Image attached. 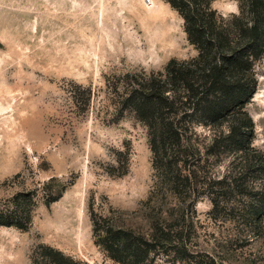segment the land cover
I'll return each mask as SVG.
<instances>
[{
    "label": "rangeland",
    "instance_id": "rangeland-1",
    "mask_svg": "<svg viewBox=\"0 0 264 264\" xmlns=\"http://www.w3.org/2000/svg\"><path fill=\"white\" fill-rule=\"evenodd\" d=\"M156 6L161 19L153 20ZM213 7L227 16L239 12L236 0H214ZM197 55L183 18L165 0H0V207L21 193L37 203L28 230L0 227V264H48L41 256L47 246L85 264H113L95 242L91 213L147 227L142 203L154 170L147 128L133 113L118 122L107 115L106 77L159 71ZM255 74L246 109L253 146L264 153V58ZM86 87L93 91L89 110ZM127 147L129 172L111 175L117 152ZM239 155L209 157L206 172L239 176ZM247 179L264 185V173ZM62 185L63 195L46 204L47 189L56 194ZM233 199L235 207L244 200ZM165 200L166 208L185 203ZM212 208L203 196L180 220L190 226L187 258L173 252L155 264H264V224L252 230L233 222L236 213L215 215Z\"/></svg>",
    "mask_w": 264,
    "mask_h": 264
},
{
    "label": "trees",
    "instance_id": "trees-1",
    "mask_svg": "<svg viewBox=\"0 0 264 264\" xmlns=\"http://www.w3.org/2000/svg\"><path fill=\"white\" fill-rule=\"evenodd\" d=\"M165 1L183 18L198 55L172 59L159 71L140 68L106 77L107 115L118 122L133 113L147 128L154 170L152 189L142 203L147 227L120 226L113 217L91 213L95 242L113 264H155L173 252L187 258L184 236L190 226L180 220L203 196L211 200L215 215L236 213L233 222L252 230L264 224V185L247 179L264 173V153L253 146L255 124L246 109L258 86L255 65L264 58V0H236L239 12L228 16L213 7L214 0ZM84 91L89 110L93 91ZM230 154H240L239 176L230 172L217 179L206 172L209 157ZM131 159L130 147L118 151L109 173L126 175ZM66 189L62 185L56 194L47 189L45 203L57 201ZM236 195L244 199L237 207ZM169 196L185 203L166 208ZM36 204L32 193L7 200L0 207V227L28 230ZM42 250L48 264H85L49 246Z\"/></svg>",
    "mask_w": 264,
    "mask_h": 264
},
{
    "label": "bare ground",
    "instance_id": "bare-ground-1",
    "mask_svg": "<svg viewBox=\"0 0 264 264\" xmlns=\"http://www.w3.org/2000/svg\"><path fill=\"white\" fill-rule=\"evenodd\" d=\"M152 5H153V4H152ZM149 7H150V6H149ZM152 9H153V12H154V14H155V16H156V17H153V18H154L153 20H155V19H161V18H160L161 16H160L159 13L157 12V10L159 9V7L156 6V7H153ZM161 15H162V14H161Z\"/></svg>",
    "mask_w": 264,
    "mask_h": 264
}]
</instances>
